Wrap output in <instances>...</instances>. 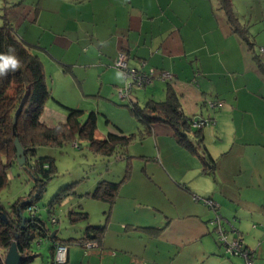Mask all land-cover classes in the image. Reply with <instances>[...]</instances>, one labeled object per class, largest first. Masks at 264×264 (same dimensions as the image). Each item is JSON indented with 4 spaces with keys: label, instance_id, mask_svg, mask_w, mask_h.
<instances>
[{
    "label": "crops",
    "instance_id": "1",
    "mask_svg": "<svg viewBox=\"0 0 264 264\" xmlns=\"http://www.w3.org/2000/svg\"><path fill=\"white\" fill-rule=\"evenodd\" d=\"M24 1L20 8L8 6L6 16L47 76H64L78 95L93 77L100 85L83 93L102 92L103 85L114 91L124 78L113 62L124 52L131 67L174 74L166 84L153 79L149 85L159 98L130 101L163 100L170 89L185 115L200 112L216 121L188 133L193 149L162 122L135 137L121 158L128 176L102 220L99 245L71 243L63 264H243V256L224 251L220 230L253 251V264H264V73L216 0ZM231 1L239 16L243 0ZM209 89L222 107L203 113ZM50 103L54 108L44 105L49 113L42 120L64 121L58 104ZM131 144L136 149L129 151ZM199 194L213 207L197 202L193 195ZM212 210L221 214L220 226ZM47 257L42 264H53L49 250Z\"/></svg>",
    "mask_w": 264,
    "mask_h": 264
},
{
    "label": "trees",
    "instance_id": "2",
    "mask_svg": "<svg viewBox=\"0 0 264 264\" xmlns=\"http://www.w3.org/2000/svg\"><path fill=\"white\" fill-rule=\"evenodd\" d=\"M216 2L217 8L223 14L232 31L253 52L258 67L264 73V59L254 49L248 24L240 21L231 0H216ZM0 16V55H15L21 62L18 69L9 68L4 74H0V190L8 185V171L14 163L27 170L32 181L29 191L18 196L9 208H6L0 201V264H4L6 251L12 241L16 242L17 250L22 257L21 264H28L37 255L32 250V244L39 245L42 240L48 245L53 264H63L67 261V255L63 263H56L53 259L57 244H63L68 249V245L71 243L85 246L88 242L95 241L98 246L104 230L105 220L90 222L89 213L82 205L83 197L90 196L105 202L107 204V208L104 210L106 219L110 207L114 203L119 185L128 176V169L120 179L116 180L96 176L94 187L89 188L88 186L87 189L75 191V186L81 182L82 177L66 184L53 195L46 205V219L49 221L47 222L46 219L40 217L36 201L44 192L46 182L54 176L56 166L52 157L36 152L39 145L61 146L75 140L78 145L80 144L79 139H83L87 142L89 149L99 156V159L105 161L103 166H107L109 162L107 159L110 155H115V158L128 157L126 150L129 143L135 137H144L150 134L155 122L169 125L176 140L192 149L194 147L188 138V133L193 131L196 134L202 127L191 125L193 116L184 114L179 106L177 96L170 89L163 100L148 99L142 105L130 100L123 103L138 122L137 130L127 134L118 126H114V131H109L104 138H96L94 135L96 112L89 111L84 119L82 118L84 110L79 107L65 106L64 121L56 122L53 125L47 124L42 120L41 114L45 102L51 96V89L46 79L43 63L39 56L31 50L30 44L8 21L6 12L4 11ZM114 62L113 66L116 67ZM127 66L131 67L128 64ZM116 68L122 72L125 82L123 70ZM17 110L18 113H16ZM15 115L17 117L13 121ZM15 138L24 148L25 161L22 164H19L15 155ZM96 171L95 175L101 172L98 169ZM66 198H68V203L63 206L60 214H66L71 223L84 221L85 225L81 231L73 228L69 233L62 235L58 228L53 229L50 224L59 221L54 214V207L56 204L61 205ZM211 206L213 207V205ZM77 231L78 234H73ZM14 234H17L16 238Z\"/></svg>",
    "mask_w": 264,
    "mask_h": 264
},
{
    "label": "rangeland",
    "instance_id": "3",
    "mask_svg": "<svg viewBox=\"0 0 264 264\" xmlns=\"http://www.w3.org/2000/svg\"><path fill=\"white\" fill-rule=\"evenodd\" d=\"M24 3V0H0V14H2L4 11L7 13L9 9L8 6H12V9H16L22 7ZM239 7L240 10L238 11V13H241L239 15L241 20H243L245 23H249V32L250 37L254 43V49L260 54L262 59H264V53H261L259 50L260 46H264V0H247L246 2L243 0L242 6L239 5ZM113 68L119 71L122 78H124L122 72L119 69H117L116 67ZM46 79L48 81V84L52 88V94L47 99L45 107L54 108V106H51L50 103L54 102L55 104H58V108H55V111L62 113L65 117V106H79L85 109L82 116V118L84 119L88 115L89 111H95L96 128L94 135L99 139L104 138V136H106L109 131H114V129H110L112 126L111 124H117L118 127L126 134L130 131H133L132 129L137 130L138 122L130 114L128 107L122 102H128L130 100V97H137L141 102L150 97V95H153V98H159V95L156 93L153 94L151 91L152 89L149 87L153 80L145 85L133 83V86L127 92V94L125 96H120L116 89L114 91H111L112 88H108V91L106 92V85L102 86V92H99L100 89H97L91 94L83 93L84 91L87 92L89 91V89L100 85V82L96 80L95 77H93V79H89L84 83L83 88H81L82 94L80 93L79 95L77 94L75 88L71 87V81L64 78V76L46 75ZM154 79H157L166 84V82L160 78L155 77ZM76 82L73 81V83ZM187 83L195 84L196 82L187 81ZM77 84L79 85L78 82ZM56 94L60 95L65 101L63 102V100L61 101L57 99L54 96ZM103 95H107V97H104ZM108 95H110V97ZM214 95V93L210 92V89L207 90L204 98L205 100L203 104L201 103V110L203 113L207 110L218 111V108L222 107V105L218 107H211L209 105L210 100H215ZM47 113L49 112L46 108H44L42 114L44 115ZM199 113L200 112H198V114L196 115L198 117H202V114ZM53 117H55L54 119H56V114H53ZM215 122V119L210 118V121L206 124H215ZM227 132H229V128L226 129L225 134ZM75 141L64 143L61 146L43 144L39 145L36 149V152L38 154L52 157L56 166V172L54 176L46 182L44 192L36 201V206L38 207L37 211L40 217H42L43 219L47 218L46 205L52 199L53 195L57 193L59 189H61L66 184L71 183L73 180L82 177L81 182L77 183L75 186L76 191L87 189L88 186L90 188L94 187V180L96 176H104L107 179L116 180L120 179V177L124 173L125 162L121 158H115V155H110L107 159V162L109 161L107 166H103V163H105V161L99 159V156H96L93 151L89 149L87 142H85L83 139H79L80 144L76 145L74 144ZM132 147L133 145L131 144L129 151L136 149V147ZM125 157L126 156H123V158ZM228 159L230 163H227V166L228 164L230 165L233 161L230 157H228ZM220 162L222 163V160H220ZM222 168L224 169L225 167ZM97 169L101 172L95 175ZM8 173V185L0 190V201L6 208H9L10 204L13 203V201L18 196L27 193L32 184L27 170L19 166L17 163L12 164V166L9 168ZM217 177L220 179L219 175ZM205 178H208L211 183H215L216 179H214L212 175H206ZM197 196L200 197L197 202L199 201L205 203L204 197L206 196L202 197L200 194ZM67 201L68 198L64 199L61 205H55L54 214L59 219V221L51 224L49 223L53 227V229L58 228V231H60L59 233H61L62 235L69 233V231L73 228L81 231V229L85 225L84 221L71 223L66 214H60L62 212L61 209L63 208V206L67 205ZM82 205L83 208H85L89 212L90 222H98L104 219L105 215L103 213V210H105L107 207L104 202L94 199L90 196H85L82 199ZM215 213L216 211L212 210L213 216H215ZM46 220L47 222H49L48 219ZM78 233L79 232L77 231L74 234ZM40 243L41 245H35V243L32 244V250L36 252L37 255L33 259L35 261L32 262L31 260L29 262H32L31 264H42L43 259L47 260L48 258V245L43 240ZM48 264L51 263L48 262Z\"/></svg>",
    "mask_w": 264,
    "mask_h": 264
},
{
    "label": "built area",
    "instance_id": "4",
    "mask_svg": "<svg viewBox=\"0 0 264 264\" xmlns=\"http://www.w3.org/2000/svg\"><path fill=\"white\" fill-rule=\"evenodd\" d=\"M259 50L261 53H264V46L260 47ZM114 65L120 68L121 70H123L124 76L126 78L124 85L116 88L120 96H125L133 86V83L145 85L147 83H150L155 77L160 78L164 81L172 80L174 77V74L168 70H163V69L160 70L154 67H150L148 70L128 67L126 62V54L124 52L119 53L117 59L114 62ZM209 105L211 107H218L222 105V102L218 99L210 100ZM209 121L210 118H206L203 116L198 117L196 115L192 117L191 125L194 127H203ZM74 144H76V142H74ZM193 198L199 200L200 197H198L197 195H193ZM205 203L210 206L214 205L213 200H210L208 198H205ZM221 218H222L221 214H218L216 212L213 221L220 226ZM219 240L221 244L224 245V251L226 253L241 255L244 258L243 264H253L254 261L253 251L249 247L244 245L240 239L234 238L228 240L226 235L222 232V230H220ZM85 246L87 247L97 246V243L95 241L88 242ZM66 255H67L66 246L63 244H57L53 256L54 261L56 263H63L66 260Z\"/></svg>",
    "mask_w": 264,
    "mask_h": 264
},
{
    "label": "water",
    "instance_id": "5",
    "mask_svg": "<svg viewBox=\"0 0 264 264\" xmlns=\"http://www.w3.org/2000/svg\"><path fill=\"white\" fill-rule=\"evenodd\" d=\"M19 111L17 110L16 113ZM16 115L13 116V121L16 120ZM14 146H15V155L19 162V164H22L25 161L24 156V148L19 142L17 138L14 140ZM4 218V215L2 216ZM14 237H17V234H14ZM21 255L19 251L17 250V245L15 241H12L10 246L8 247L5 257H4V264H21Z\"/></svg>",
    "mask_w": 264,
    "mask_h": 264
},
{
    "label": "clouds",
    "instance_id": "6",
    "mask_svg": "<svg viewBox=\"0 0 264 264\" xmlns=\"http://www.w3.org/2000/svg\"><path fill=\"white\" fill-rule=\"evenodd\" d=\"M12 51V49H10ZM21 66L19 58L15 55H0V74H4L9 68L18 69Z\"/></svg>",
    "mask_w": 264,
    "mask_h": 264
}]
</instances>
